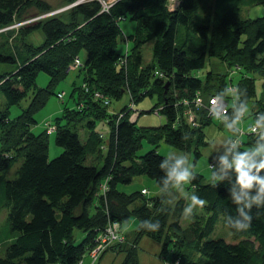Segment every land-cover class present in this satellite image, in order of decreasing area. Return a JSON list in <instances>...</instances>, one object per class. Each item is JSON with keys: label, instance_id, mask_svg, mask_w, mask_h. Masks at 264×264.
Listing matches in <instances>:
<instances>
[{"label": "trees", "instance_id": "1", "mask_svg": "<svg viewBox=\"0 0 264 264\" xmlns=\"http://www.w3.org/2000/svg\"><path fill=\"white\" fill-rule=\"evenodd\" d=\"M177 1L179 7L171 10L172 0H116L107 9L99 0H87L27 25L25 20L53 11V5L0 0V216L7 212L0 223V264H91L98 234L114 221L124 230L132 218L138 238L162 244L164 262L264 264V207H253L247 229H228L226 217L236 215L227 191L234 176L228 173L224 182L214 183L194 172L185 189L206 203L185 217L192 195L173 191L174 204L166 202L169 195L160 192L158 181L165 177L159 164L167 156L157 150L165 141L190 152L196 162L200 145L208 144L204 129L214 118L215 97L236 107L246 103L254 120L264 113V15L245 14L264 0ZM127 19L135 25L130 35L121 27ZM38 31L41 45L31 39ZM128 40L131 47L120 50ZM148 44L152 56L146 60ZM76 58L81 65L69 69ZM211 59L227 68L208 70L203 77ZM71 72L75 75L68 80ZM41 73L49 76L46 87L37 84ZM63 82L70 84L68 103L65 90L56 91ZM228 86L238 98L226 93ZM126 94L130 101L112 109V102ZM53 95L65 103L61 114L36 128V114ZM148 97L157 100L141 112L137 105ZM13 107L20 109L16 117H11ZM144 113L166 121L138 125ZM190 113L196 127L188 121ZM98 122L107 124L108 134L97 131ZM48 125L55 127L52 135L63 149L53 159ZM257 136L249 141L257 144ZM146 142L151 149L143 152ZM138 177L152 180L158 192L145 186L123 189ZM144 220L158 221L159 230L140 228ZM113 244L117 253L123 250L124 244ZM121 264H142L136 244Z\"/></svg>", "mask_w": 264, "mask_h": 264}, {"label": "rangeland", "instance_id": "2", "mask_svg": "<svg viewBox=\"0 0 264 264\" xmlns=\"http://www.w3.org/2000/svg\"><path fill=\"white\" fill-rule=\"evenodd\" d=\"M50 2V4L53 5L54 11H57L58 13L64 12L66 9H68L70 6L67 5L66 0H47ZM173 3H177V0H172ZM246 10V9H245ZM245 14L247 17H250L252 19H255L257 17L263 16L264 15V5H257L255 7L247 9L245 11ZM39 16L38 14L33 15V17H30L29 19L25 20V24L30 25L31 23H35L37 18ZM36 17V19H35ZM34 18V19H33ZM22 23V24H24ZM20 24H16L15 27H18ZM121 27L124 30V33L126 35H130L131 33H134L135 31V25L133 24L132 21L127 19L126 21L121 22ZM39 32V31H38ZM35 35L32 36V40L35 41V44L41 45L44 38L41 35V32H39ZM131 45V43H130ZM126 45L120 46V50H125ZM152 56V50H151V45L148 44L146 45L145 48V58L146 60H149V58ZM79 58H76L77 60ZM73 67L70 65L69 69H72ZM225 68L227 66L220 62L219 60L216 59H211L208 61L206 65V70L203 71V77L206 76V72L208 70L210 71H217V73H222L225 72ZM75 73L71 72L68 80H72L74 77ZM49 82V76L46 73H41L38 77L37 84L41 87H46ZM262 82L257 81V94L258 96H262L263 90L261 89ZM237 89V88H236ZM60 90H65L66 92V100L65 102H69V97L71 94V89H70V84L63 82L61 83L56 91ZM236 97V96H235ZM157 98L154 97L151 99L150 97L146 98L145 101L139 102L137 105V108L142 112V111H148L149 108L156 102ZM204 103L207 104L209 99L207 95L203 96ZM226 102H228V99H224ZM130 101V97L128 94L124 96L122 100L119 101H113L112 102V109L114 110H120L121 106L127 104ZM64 102L62 103L56 96H52L48 101L47 104L36 114V119L38 126L43 128V124L47 123V121L53 120L56 117H58L61 114V110L64 107ZM27 105V102H24L22 106ZM71 105V104H70ZM82 106V105H81ZM78 106V107H81ZM20 113V109L18 107H13L11 110V117H16ZM138 116H135L137 118ZM159 117V116H158ZM154 113L152 114H143L141 118L138 121V125H158L160 122H165L166 118L161 116L158 118ZM254 121V120H253ZM51 124V123H49ZM250 126V125H249ZM248 126V127H249ZM48 133L52 135L53 131L55 130V127L53 125H48ZM248 128L245 129H238V131L244 132V134L247 132ZM205 133H206V142L208 144L206 145H200L199 151L201 152V156L198 158L196 162L193 161V155L190 152L182 151L177 148L172 147L171 145L167 144L165 141H162L159 146H158V152L163 155V156H168L169 154H184L187 155L189 158V161L194 165V172L202 174L205 176L207 179H211L210 173L211 169L209 168L210 162H215L217 168H219L218 162L221 156L225 155L230 151L229 148V140L230 137L232 136V130L229 127V124H225L221 122V120L217 118H213L212 122L208 124L205 127ZM97 131L99 132H104L105 134H108L109 132V127L105 123H97ZM55 134L50 136V141H49V156L51 159L59 156L63 149L58 147L55 143ZM247 136V134H245ZM238 147L235 148L237 151H243V149H237ZM149 149H151V145L145 143L143 152H147ZM60 151V152H59ZM246 151V150H245ZM215 170V169H214ZM143 179V180H141ZM142 186H145L146 188H149V190H155L157 187L155 183L148 179L147 177H138V179L133 182L131 185L124 186L123 189L129 191L132 190H139L142 188ZM187 184L183 187L182 190H174L177 194H184L186 196L192 195V193L187 192L185 189ZM179 197V196H178ZM177 198V197H175ZM176 200V199H175ZM170 195L167 197L166 202L174 204L175 202ZM7 212H3L2 215L0 216V223L5 221ZM2 220V221H1ZM4 224V223H2ZM219 228V227H218ZM215 230V233L218 231ZM137 228H136V219L132 218L128 223L124 224V232L126 235V238H124V245H123V250L120 253H117L115 249L113 248L114 244L108 243L104 248L105 250H101L100 255L98 257V260L91 262V264H121L127 254V251H129L131 248H133L134 244L137 246V251L139 255V260L142 264H162L160 260V254L162 250V244L160 242H157L147 236L138 238L137 235ZM226 231V229H219ZM77 233H82L79 231H76ZM220 232V231H219ZM227 239L230 240H237L232 232L226 231L225 232ZM224 234V235H225ZM83 235V234H78V236ZM81 239V236H80ZM116 243V242H115ZM116 245V244H115ZM86 262H90V259L87 258Z\"/></svg>", "mask_w": 264, "mask_h": 264}, {"label": "clouds", "instance_id": "3", "mask_svg": "<svg viewBox=\"0 0 264 264\" xmlns=\"http://www.w3.org/2000/svg\"><path fill=\"white\" fill-rule=\"evenodd\" d=\"M237 90L238 92L241 91ZM243 94L246 96V92H243ZM234 111L235 119L233 125H229L230 128H235L240 121L247 120L252 116L250 115L252 111L248 109L246 103L235 107ZM228 122L230 123V121ZM253 126L259 130L260 134L251 131ZM245 134H247V137L259 135L257 136L259 142L254 148L242 153L229 151L221 156L218 162V171L213 170L212 165H209L211 180L214 183L224 182L228 177V173H231L235 178L234 184L230 182L231 186L227 191L229 200L236 206V215L227 216L225 226L236 231H243L250 226L252 219L250 213L253 207L257 209L264 207V113L258 114ZM229 146L230 150L234 151L241 144H239V141L231 139ZM159 169L165 173V177L163 180L159 179L158 187L160 192L166 196L174 190H182L185 184L190 183L195 178L194 165L184 154H169L160 162ZM189 201L183 209L182 215L185 217L192 216L197 206L203 207L206 203L196 195L190 196ZM159 227L158 221L144 220L140 222V228L147 231H158ZM164 264H167V262L165 261Z\"/></svg>", "mask_w": 264, "mask_h": 264}, {"label": "built area", "instance_id": "4", "mask_svg": "<svg viewBox=\"0 0 264 264\" xmlns=\"http://www.w3.org/2000/svg\"><path fill=\"white\" fill-rule=\"evenodd\" d=\"M81 65L80 59L75 60V63L72 65L73 69L76 67H79ZM234 91L235 89L230 86L229 91ZM62 97V95L60 96ZM228 102L224 100V98L221 97H215L211 101V107H210V113L214 116H217L219 118H224L227 122L229 121L228 118ZM193 112V111H192ZM135 116H137V113L135 112L133 116H131V119L133 121L136 120ZM188 121L193 125L197 126L196 122V116L195 114L190 113V117ZM251 131L255 134H260L259 130L255 128V126L252 127ZM212 165V168H214V163H210ZM144 193L146 190L143 191ZM122 240V235L120 233V225L118 222L114 221L112 223H109L104 230H102L96 239V245L95 247L90 251V257L93 261L98 260V257L100 255L101 250H105L104 248L108 243H115L120 242Z\"/></svg>", "mask_w": 264, "mask_h": 264}, {"label": "bare ground", "instance_id": "5", "mask_svg": "<svg viewBox=\"0 0 264 264\" xmlns=\"http://www.w3.org/2000/svg\"><path fill=\"white\" fill-rule=\"evenodd\" d=\"M85 1H87V0H77V1H75V2H73L72 4H69V6L70 7H72V6H75V5H77V4H80V3H82V2H85ZM99 1H101L102 2V4H103V6L107 9V8H109L116 0H99ZM49 2V1H48ZM50 3V2H49ZM179 5H180V3H179V1H177V3H172V5H171V10H175V9H177L178 7H179ZM69 7V8H70ZM58 12L57 11H51V12H49V13H46V14H40L39 16H37V18L39 19V20H42V19H45V18H47V17H49V16H51V15H55V14H57ZM34 19V18H33ZM35 19H36V17H35ZM38 21V20H37ZM130 40H128L127 42V44H126V47H128V49H129V47H131L130 46V44L129 43H131V42H129ZM229 88H230V86H228V88L226 89V93L227 94H229V95H231V96H237V98H238V94H236V93H234L233 91H231V89H230V91H229ZM235 91V90H234ZM228 99V98H227ZM228 118L230 119L231 118V115H232V108H235L236 107V104L234 103H232V102H230V99H228ZM217 116H214V118H216ZM224 121V123L225 124H229L230 126H232L233 125V123H229V122H227L225 119L223 120ZM242 123V121H240L239 122V124H237V125H239V126H241L240 124ZM238 131V130H237ZM241 131H238V134L240 135L239 137H238V135H236V136H233V134H232V139H234V140H236V141H239V144H241V142H246V140H247V138H246V136H245V134L244 133H242ZM212 162V161H211ZM210 162V163H211ZM214 163V168H213V170L214 169H216L217 168V166H216V163L215 162H213ZM210 168V167H209ZM185 186V185H184ZM144 193V192H143ZM116 222H118V221H116ZM119 223V225H120V222H118ZM120 233H121V235H122V240L120 241V242H116V243H121V244H123L124 242V238H126V235H125V232H124V230H122V228H120ZM160 260H161V262H162V264H164V260H163V258H161L160 257ZM167 264H171V263H168L167 262Z\"/></svg>", "mask_w": 264, "mask_h": 264}, {"label": "crops", "instance_id": "6", "mask_svg": "<svg viewBox=\"0 0 264 264\" xmlns=\"http://www.w3.org/2000/svg\"><path fill=\"white\" fill-rule=\"evenodd\" d=\"M252 123H253V118L250 117V118H247V120L242 121V123L240 124L241 126L236 125L235 128H234V127H231V130H232V134H233V136L238 135V137H239L240 135L238 134V131H237V130H238V129H245V128H248V126L251 125ZM36 128L41 129V127H36ZM42 129H43V128H42ZM249 137H250V136H249ZM246 138H247L246 142H241V146H240V148H243V149H250V148L256 146V143L252 142V140L249 141V138H248L247 136H246ZM231 139H232V136L230 137L229 145H230V141H231ZM229 148H230V146H229ZM244 151H245V150H244ZM240 153H242V152H240ZM154 192H156V193L158 192L157 188L154 190Z\"/></svg>", "mask_w": 264, "mask_h": 264}]
</instances>
